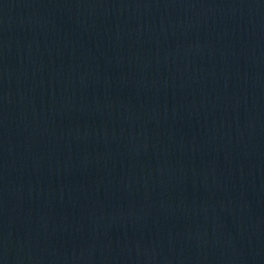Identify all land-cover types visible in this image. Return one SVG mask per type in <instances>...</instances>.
I'll use <instances>...</instances> for the list:
<instances>
[{
    "label": "water",
    "instance_id": "1",
    "mask_svg": "<svg viewBox=\"0 0 264 264\" xmlns=\"http://www.w3.org/2000/svg\"><path fill=\"white\" fill-rule=\"evenodd\" d=\"M0 264H264V0H0Z\"/></svg>",
    "mask_w": 264,
    "mask_h": 264
}]
</instances>
